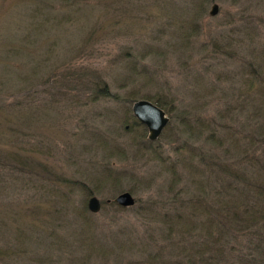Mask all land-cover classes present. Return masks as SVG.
Masks as SVG:
<instances>
[{
  "label": "rangeland",
  "instance_id": "1",
  "mask_svg": "<svg viewBox=\"0 0 264 264\" xmlns=\"http://www.w3.org/2000/svg\"><path fill=\"white\" fill-rule=\"evenodd\" d=\"M254 59L264 71V0H0V152L8 164L16 149L30 159L26 171L0 166V248L26 251L10 263L148 262L139 238L159 225L138 213L177 194L182 157L219 155L218 133L244 145L264 121ZM79 73L82 85L69 80ZM104 84L111 97L95 98ZM155 98L170 122L150 142L132 108ZM124 191L136 204L117 209Z\"/></svg>",
  "mask_w": 264,
  "mask_h": 264
},
{
  "label": "trees",
  "instance_id": "2",
  "mask_svg": "<svg viewBox=\"0 0 264 264\" xmlns=\"http://www.w3.org/2000/svg\"><path fill=\"white\" fill-rule=\"evenodd\" d=\"M196 1L201 6L208 0ZM254 60L251 73L253 81L257 82L261 79V72L264 73L263 63ZM81 74L69 76V80L82 85L85 75ZM259 91L264 94V87ZM97 96L111 97L106 84L95 90L94 97ZM154 100L163 109L167 108V103L156 98ZM257 110L255 115L264 116V104ZM21 114L26 122L28 118L24 117V113ZM136 122L141 124L138 120ZM6 126L15 134H12L13 138L18 141L23 139L21 124L8 122ZM200 132L203 135L205 128H201ZM216 132L217 129L213 130L206 141H212ZM233 134L230 138L226 136L232 140L231 146L238 149L237 155L230 152L227 137L225 139L219 133V145L224 147L219 155H210V152H203L200 147L199 151L191 148L193 152L190 157H182L181 161V166L187 171L185 178L183 173H174L177 175L176 182H170L169 188L174 190L179 184V189L170 202L166 200L164 210H157V207L163 206L158 198L141 209L138 214H142L147 227L153 221L159 226L145 230L146 235L139 238L141 255L149 261H141L139 257L134 264H264V121L254 124L247 137L246 147L245 144L241 145L240 137ZM6 145L7 142L0 141V147ZM2 153V167L11 165L14 169L26 171L25 167L30 164V159L22 149L10 153L12 162L9 164ZM214 185L216 187L212 190ZM116 206L117 209H127L118 204ZM83 212L87 220L94 216L84 206ZM18 249L0 248V264H11L19 257L24 258L20 254L26 251L22 248L18 252Z\"/></svg>",
  "mask_w": 264,
  "mask_h": 264
},
{
  "label": "water",
  "instance_id": "3",
  "mask_svg": "<svg viewBox=\"0 0 264 264\" xmlns=\"http://www.w3.org/2000/svg\"><path fill=\"white\" fill-rule=\"evenodd\" d=\"M220 6L214 3L210 14L216 16L219 13ZM134 116L143 123L148 129V139L157 141L170 122V117L166 111L157 103L149 99H139L133 104ZM112 200L109 199L108 202ZM114 202L122 207H132L136 204V198L130 191H124L116 196ZM88 208L92 213H98L102 208V202L99 197L91 196L88 201Z\"/></svg>",
  "mask_w": 264,
  "mask_h": 264
}]
</instances>
